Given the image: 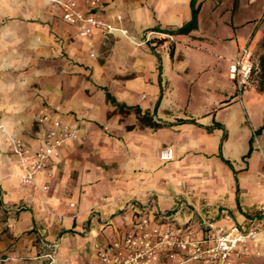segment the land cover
<instances>
[{
    "label": "crops",
    "instance_id": "0c3cea01",
    "mask_svg": "<svg viewBox=\"0 0 264 264\" xmlns=\"http://www.w3.org/2000/svg\"><path fill=\"white\" fill-rule=\"evenodd\" d=\"M76 1L133 41L80 37L49 0H0V122L30 152L42 105L78 134L24 184L0 130V264H48L52 243V264H87L147 201L167 212L187 191L222 231L226 213L241 228L264 225L262 160L251 140L254 127L264 141V0H99L95 10ZM193 13L195 28L166 32ZM244 46L255 73L239 96L229 72ZM107 92L166 125L141 124ZM164 148L170 158L160 157ZM232 263L264 264V226Z\"/></svg>",
    "mask_w": 264,
    "mask_h": 264
},
{
    "label": "built area",
    "instance_id": "2783aa9c",
    "mask_svg": "<svg viewBox=\"0 0 264 264\" xmlns=\"http://www.w3.org/2000/svg\"><path fill=\"white\" fill-rule=\"evenodd\" d=\"M49 1L59 7L63 21L74 26L80 37H89L99 31L105 40L116 32L131 38L125 27L104 21L91 11H81L76 0ZM85 1L91 10H95L99 5V0ZM116 20L120 21L121 15L117 14ZM131 40L133 41V38ZM148 40L149 36L142 43ZM142 43L136 42L137 45ZM254 73L252 52L244 46L234 59L229 72L239 96L244 89L252 85ZM36 121L41 124L39 142L31 152L21 138L8 132L0 122V130L7 136L10 151L20 166L24 184H35L36 175L48 169L52 158L59 154V148L66 141L78 136L76 130L66 122L54 117L46 105L37 112ZM253 131L254 129L252 133ZM256 135L253 134V139L262 160L264 180V142ZM160 157L170 158L171 150L162 149ZM41 189L46 192L48 187L42 185ZM192 197L191 191L181 194L176 207L167 212L155 211L150 201H147L139 209L137 220L133 222L132 227L110 241L96 245L94 256L87 264H233L232 256L246 251L248 244L261 231L262 224L254 220L248 227L241 228L232 216L226 213L224 218L230 226L226 231H222L216 226L213 215L201 210ZM259 210L264 212V204ZM180 214H184L186 218L175 223ZM202 230L205 231L203 234ZM56 247L57 243L50 245L52 251L47 254L48 264L53 262Z\"/></svg>",
    "mask_w": 264,
    "mask_h": 264
},
{
    "label": "trees",
    "instance_id": "16d2710c",
    "mask_svg": "<svg viewBox=\"0 0 264 264\" xmlns=\"http://www.w3.org/2000/svg\"><path fill=\"white\" fill-rule=\"evenodd\" d=\"M195 16H196V13H193L192 19L188 23L176 29H169L166 32L169 34H184V33L189 32L190 30L195 28V25H196ZM154 39L156 38H153V40ZM106 98L109 102L115 105L120 112H128V111L134 112L136 114L138 121L141 124L150 125L152 127H160L162 125H166L165 123L154 120L153 115L147 111H142L139 105H136V104L129 105L124 102H117L116 99L109 92L106 93ZM179 119L183 120V118H179ZM257 131L258 129H254L252 136H251L252 141H253V134H257L258 133Z\"/></svg>",
    "mask_w": 264,
    "mask_h": 264
},
{
    "label": "rangeland",
    "instance_id": "374dc122",
    "mask_svg": "<svg viewBox=\"0 0 264 264\" xmlns=\"http://www.w3.org/2000/svg\"><path fill=\"white\" fill-rule=\"evenodd\" d=\"M145 38H146V37H144L143 40H144ZM153 43H154V40L151 38V36H149V40L146 41V42H144V45L147 44V45H149V47H151L152 49H154V44H153ZM131 76H132V74H127L126 76H124V78H128V77H131ZM42 106H43V105H42ZM42 106H41V107H42ZM41 107H40V108H41ZM40 108H39V109H40ZM38 111H39V110H38ZM127 113H134V112H132V111H128ZM36 114H37V113H36ZM134 114H135V113H134ZM252 129H254V127H251V131H252ZM256 137L260 140V137L258 136V134L256 135ZM260 141H261V140H260ZM261 142H264V141H261ZM253 143L256 144L255 139H253ZM263 226H264V225H262V227H261L262 229H263ZM262 229H261V231H262ZM261 231H260V232H261ZM260 232H259V233H260ZM259 233H258V234H259ZM256 237H257V236H256ZM256 237H255V238H256Z\"/></svg>",
    "mask_w": 264,
    "mask_h": 264
},
{
    "label": "bare ground",
    "instance_id": "6f19581e",
    "mask_svg": "<svg viewBox=\"0 0 264 264\" xmlns=\"http://www.w3.org/2000/svg\"><path fill=\"white\" fill-rule=\"evenodd\" d=\"M130 40V39H129ZM131 41V40H130ZM132 42V41H131Z\"/></svg>",
    "mask_w": 264,
    "mask_h": 264
}]
</instances>
